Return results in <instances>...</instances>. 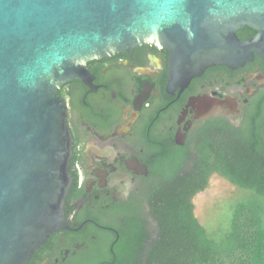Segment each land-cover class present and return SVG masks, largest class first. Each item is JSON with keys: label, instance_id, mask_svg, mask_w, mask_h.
Listing matches in <instances>:
<instances>
[{"label": "water", "instance_id": "water-1", "mask_svg": "<svg viewBox=\"0 0 264 264\" xmlns=\"http://www.w3.org/2000/svg\"><path fill=\"white\" fill-rule=\"evenodd\" d=\"M245 28L257 35L239 38ZM151 44L171 53V93L209 67L264 59V0H0V264H29L51 234L72 230L61 87L90 85L91 60Z\"/></svg>", "mask_w": 264, "mask_h": 264}, {"label": "flooded vegetation", "instance_id": "flooded-vegetation-1", "mask_svg": "<svg viewBox=\"0 0 264 264\" xmlns=\"http://www.w3.org/2000/svg\"><path fill=\"white\" fill-rule=\"evenodd\" d=\"M170 56L151 44L94 59L87 64L91 86L76 80L61 87L73 135V185L65 210L72 230L51 234L29 264H68L86 245L68 235L97 239L103 231L119 238L121 212L141 215L150 234L158 235L146 199L152 167L185 150L194 164L205 136L217 152L232 144L228 137L244 135L251 126L264 138V59L259 54L237 68L209 67L172 93L167 90Z\"/></svg>", "mask_w": 264, "mask_h": 264}, {"label": "trees", "instance_id": "trees-1", "mask_svg": "<svg viewBox=\"0 0 264 264\" xmlns=\"http://www.w3.org/2000/svg\"><path fill=\"white\" fill-rule=\"evenodd\" d=\"M246 33L256 34L245 28L238 37L244 40ZM207 137L199 142L194 164L185 150L152 167L146 199L158 235L150 234L141 215L121 212L119 238L103 231L97 239L68 235L86 243L68 264H264V219L257 202L236 206L232 228L219 241L209 237L193 202L209 187L213 174L264 198V138L251 126L244 135L228 137L232 144L217 152Z\"/></svg>", "mask_w": 264, "mask_h": 264}, {"label": "rangeland", "instance_id": "rangeland-1", "mask_svg": "<svg viewBox=\"0 0 264 264\" xmlns=\"http://www.w3.org/2000/svg\"><path fill=\"white\" fill-rule=\"evenodd\" d=\"M193 202L198 220L209 237L216 241L231 230L235 208L239 203L257 202L264 219V198H258L217 175L211 178L209 187L198 194Z\"/></svg>", "mask_w": 264, "mask_h": 264}]
</instances>
